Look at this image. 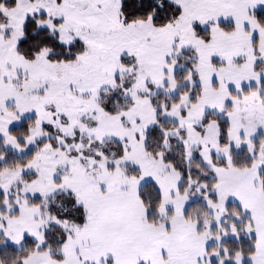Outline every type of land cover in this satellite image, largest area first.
Here are the masks:
<instances>
[{
	"label": "snow or ice",
	"instance_id": "obj_1",
	"mask_svg": "<svg viewBox=\"0 0 264 264\" xmlns=\"http://www.w3.org/2000/svg\"><path fill=\"white\" fill-rule=\"evenodd\" d=\"M0 264H264V0H0Z\"/></svg>",
	"mask_w": 264,
	"mask_h": 264
}]
</instances>
